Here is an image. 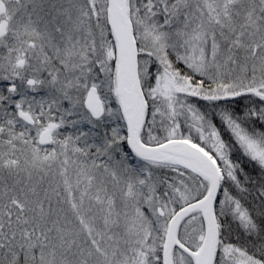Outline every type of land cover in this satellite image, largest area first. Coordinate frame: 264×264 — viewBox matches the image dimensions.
I'll list each match as a JSON object with an SVG mask.
<instances>
[{
  "label": "snow or ice",
  "instance_id": "6c2138e0",
  "mask_svg": "<svg viewBox=\"0 0 264 264\" xmlns=\"http://www.w3.org/2000/svg\"><path fill=\"white\" fill-rule=\"evenodd\" d=\"M0 264H264V0H0Z\"/></svg>",
  "mask_w": 264,
  "mask_h": 264
},
{
  "label": "rangeland",
  "instance_id": "374dc122",
  "mask_svg": "<svg viewBox=\"0 0 264 264\" xmlns=\"http://www.w3.org/2000/svg\"><path fill=\"white\" fill-rule=\"evenodd\" d=\"M225 135H227V133H225Z\"/></svg>",
  "mask_w": 264,
  "mask_h": 264
}]
</instances>
